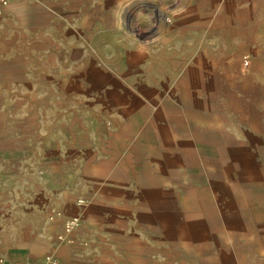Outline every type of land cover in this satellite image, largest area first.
Instances as JSON below:
<instances>
[{
	"label": "rangeland",
	"instance_id": "rangeland-1",
	"mask_svg": "<svg viewBox=\"0 0 264 264\" xmlns=\"http://www.w3.org/2000/svg\"><path fill=\"white\" fill-rule=\"evenodd\" d=\"M35 7L40 20L19 19L24 11L0 15L8 19L0 34L11 39L5 59L15 67L5 75L20 76L29 94L1 119L31 160L46 161V142L59 147L79 130V151L63 145L72 202L85 203L74 191L91 184L75 177L92 149L104 155L109 133L125 126L141 133L133 114L143 113L158 146L145 156L180 194L179 212L165 219L204 224L228 211L243 223L256 220L264 209V0H46ZM221 246L200 238L184 245L182 258L205 264L207 249Z\"/></svg>",
	"mask_w": 264,
	"mask_h": 264
},
{
	"label": "crops",
	"instance_id": "crops-1",
	"mask_svg": "<svg viewBox=\"0 0 264 264\" xmlns=\"http://www.w3.org/2000/svg\"><path fill=\"white\" fill-rule=\"evenodd\" d=\"M42 1L46 0H8L3 13L7 16L24 11L27 15L21 14L19 19L36 21L40 8L32 10L31 6ZM22 2L26 5H21ZM6 16L0 18V33L8 21ZM10 40L0 34L2 264H34L46 255H53L60 264H193L188 261L190 258H182L183 252L187 251L184 245L194 244L200 238L210 245L217 242L222 245L217 251L213 247L207 249L205 264H264V235L260 233L264 232V209L254 213L256 220L248 223L228 216V211L221 215V220H205L204 224L191 220L181 225L174 219L164 218L179 212L180 194L176 188L164 186V180L158 178L162 175L159 167L145 156L149 151L156 152L158 146L155 130L149 125L152 121L145 120L143 113L133 114L138 118L136 121L142 122L144 130L141 133H133L128 126L114 130L109 133L104 155L99 156L92 149V157H87L85 162L82 155L81 163L84 164L75 180L85 183L86 179L91 187L75 188V194L79 193L85 199L81 207L76 206V200H70L73 188L69 187L71 177L63 159V145L79 151L77 146L82 136L79 130L73 132L74 136L66 133V138L59 141V147L54 142H46L45 147L50 153L46 161L31 160L24 151L27 147L14 146L13 140L5 134L10 125L1 118L8 116V110L21 98L25 101L29 96L19 86L20 76L5 75L15 69L10 68L11 59H5ZM4 62L8 64L5 66ZM35 93L36 90L31 91V96ZM191 172L195 171L187 174ZM195 192L188 191V195H195ZM205 196L214 198L212 191L206 192ZM186 207L190 209V206ZM52 210L62 213L63 218H80L78 227L63 241L57 240L62 220H50ZM214 226L222 231L213 232ZM249 230L254 233L245 237ZM199 233L202 236L196 239Z\"/></svg>",
	"mask_w": 264,
	"mask_h": 264
},
{
	"label": "built area",
	"instance_id": "built-area-1",
	"mask_svg": "<svg viewBox=\"0 0 264 264\" xmlns=\"http://www.w3.org/2000/svg\"><path fill=\"white\" fill-rule=\"evenodd\" d=\"M8 6V0H0V15L4 8ZM76 206L81 207L83 205L82 199H77ZM50 220L61 219V232L57 236L58 241H63L66 236L70 235L76 227L80 224V218L78 216H73L69 218H63L61 213L52 210L49 215ZM0 264L2 261L0 259ZM34 264H60L59 261L53 255H46L43 259L37 261Z\"/></svg>",
	"mask_w": 264,
	"mask_h": 264
},
{
	"label": "bare ground",
	"instance_id": "bare-ground-1",
	"mask_svg": "<svg viewBox=\"0 0 264 264\" xmlns=\"http://www.w3.org/2000/svg\"><path fill=\"white\" fill-rule=\"evenodd\" d=\"M5 9H6V8L3 9L2 14H3V12H4Z\"/></svg>",
	"mask_w": 264,
	"mask_h": 264
}]
</instances>
